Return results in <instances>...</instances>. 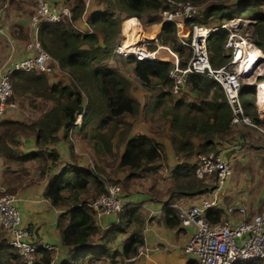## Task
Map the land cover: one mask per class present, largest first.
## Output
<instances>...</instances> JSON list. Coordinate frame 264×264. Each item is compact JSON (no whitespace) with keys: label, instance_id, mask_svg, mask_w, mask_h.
<instances>
[{"label":"trees","instance_id":"16d2710c","mask_svg":"<svg viewBox=\"0 0 264 264\" xmlns=\"http://www.w3.org/2000/svg\"><path fill=\"white\" fill-rule=\"evenodd\" d=\"M98 1L104 3V7L87 15L91 30L83 31L77 25L85 13V0H73L70 17L59 22L41 21L36 26V36L32 38L37 37L44 48L58 60L60 70L70 75V82L66 83L63 79L52 81L49 74L35 70L14 71L10 77L14 95L31 99L34 106L36 100L47 104L51 102V105L30 123L11 119L0 122V157L6 164V181H23V177L29 175L26 164L36 161L40 177H49L45 196L56 206H71L59 219L64 244L70 247L71 254L70 261L63 264H77L78 261L100 255L107 250L106 246L92 242V236L98 234L99 230L94 218L95 209L91 203L105 192L102 174H107L108 166L104 163L103 167L84 168L68 163L60 172L54 173L53 168L57 165L60 154L50 146L59 141L58 133L62 128H65V137L72 128L73 131L78 128L77 133L84 134L100 156L114 157L117 154L114 150L120 152L121 146H124L118 168L129 171L123 181L127 189L131 180L141 176H159L161 165L157 162L163 158L162 145L146 134L131 136L134 121L129 120V117H137L142 104L133 95L135 83L115 64L119 59L125 64L134 63L138 82L148 91L155 92L146 111L149 110L150 115L155 116L162 107L159 118L169 123V136L181 159L210 152L218 154L221 152L218 149L221 143L219 140L234 133L231 123L233 112L217 81L198 74L189 75L188 88L202 97L200 104L190 102L183 94L185 91L182 92V97L171 91L172 61L151 58L141 60L133 55H121L117 52L123 19L130 17L125 19L122 29L126 22L132 20L125 27L128 34L134 31L128 30L129 27L140 28L139 22L134 19H142L146 15L147 23H162L157 37L160 43L171 46L180 54L182 66L187 64L189 53H185L186 47L180 43L175 23L163 21L161 18L159 20L157 15L164 7L162 0ZM183 1L204 5L189 22L207 27L219 26L234 18L250 17L252 22L247 27L252 32L250 38L264 51V0ZM229 34L227 28H220L213 31L208 38V51L213 67H221L230 60V53L225 47ZM25 37L27 38L26 35ZM263 80L264 75L259 77L260 82ZM260 87L259 100L264 90V86ZM255 88V85L243 86L241 100L245 113L255 123L264 125V119L258 113L254 102ZM12 99L13 97L10 98L11 101ZM79 112L83 113V117L81 125L75 128ZM24 134L35 135L38 148L36 151L25 154L19 150V138ZM171 180L172 195L178 193L185 197L206 194L212 184L211 181L199 179L195 166L188 162H182L173 169ZM20 188L21 185L6 190L16 193ZM132 206V203L127 202L119 213L117 222L103 236L108 243L117 234L127 231L133 221L138 222L139 227H135L133 234L126 240L122 252L123 259L128 260L138 252L143 243L140 225L144 224V220ZM68 212L72 216L70 222H66ZM207 218L216 223L223 219V210L210 209ZM176 222L179 223L178 217ZM51 253L45 248L38 249L35 264H50L53 259ZM260 260L262 259L235 264L261 262ZM0 264H26L18 250L7 244L1 234Z\"/></svg>","mask_w":264,"mask_h":264},{"label":"crops","instance_id":"0c3cea01","mask_svg":"<svg viewBox=\"0 0 264 264\" xmlns=\"http://www.w3.org/2000/svg\"><path fill=\"white\" fill-rule=\"evenodd\" d=\"M48 1L51 2L52 5L69 8H72L73 2V0L71 3V0ZM103 7V3H95L93 0L85 11L84 16L77 22L78 27L83 29V31L91 30L87 23V15ZM33 11L32 5L28 0H0V66L7 62L13 65V63L30 54L28 44L30 43V39L36 36V30L31 22L32 15L35 12ZM154 26L157 27V34L154 38H157L161 31L162 23L154 24ZM132 29V27L128 28V30ZM135 29L137 28H134V30ZM188 29V24L180 26L181 33H185ZM18 34H22L23 36H18ZM165 51L164 49H160V54L166 58L165 61H171V55L168 52V54L165 53ZM117 64L120 70L137 85L136 92L134 91L133 95L138 98L142 104L137 117H133L131 120L134 121L131 136L146 134L162 145L163 158L157 162L161 165L159 169L160 178L158 176L156 178L151 177V182L148 183L146 189L132 190L126 192L125 195L127 197V202L132 203V207L138 210L144 220V224L140 225L143 243L138 248V252L130 260L123 259L122 252L125 242L133 234L135 227H139L138 222L136 223L133 221L127 231L117 234L110 242L106 243L103 236L111 226L117 222L119 215H97L95 211L94 218L99 232L95 236H92V242L95 245L106 246L107 250L100 255H93L91 258L88 257L84 261H78L77 264H198L196 257L188 255L185 252V245L193 232V228L180 226V220L178 224L176 222L177 217L179 219V210L176 206L177 203L179 200H189L191 197H185L178 193L172 195L170 192L173 185L171 180L173 169L182 162H188L194 165L197 155L189 159H181V157L177 155L169 136V123L159 118V111L162 110V107L157 110L155 116H151L149 110L146 111L150 99L154 97V92L148 91L138 82L134 73V63L125 64L118 61ZM57 73V76L51 78L52 81L63 79L66 83L70 82L69 75L61 70H57ZM247 85L249 84H246V86ZM251 85H255V83ZM183 94L187 101L198 104L202 101V97L197 95L196 92L191 91L188 87ZM182 95L179 97H182ZM256 95L257 88H255L253 96L255 97L254 102L257 106V111L261 115L263 111H260L261 109L258 106L259 99H256ZM49 105H51L50 102ZM82 117L83 115L75 128L81 125ZM23 118L24 117L18 111V107L9 108L4 115H0V122L4 119L25 121ZM232 129L234 133L224 139H220L219 142L221 143L218 145V149L221 150L218 154L233 165V177L229 178L225 186L221 189L222 203L228 205L233 200L240 199L247 206L250 215L258 214L264 210V184L259 181L261 178L256 176L253 178V176L248 173L243 177L244 180H242L240 176L235 177L234 174L238 172V169L235 168V164L240 163L238 161L243 157L246 166L250 167L249 171L253 173L254 169L251 167V162L255 161L258 163V172L260 176L262 175L260 169L261 164L264 163V133L247 125H232ZM77 131L78 128L73 131L72 135L69 134L71 137L69 135L65 137L66 131L65 128H62L58 133L60 138L59 141L50 146V148L54 147L57 149L60 154V159L53 168L54 173L57 171L60 172L68 163L87 168L89 166L86 160L92 161V156H94L95 159L100 157L102 160H105L106 156L98 155L94 148L91 147L86 136H84V134H78ZM75 133H77L78 140L71 143L70 139L72 140ZM19 139V150L22 153L29 154L38 149L34 134H24ZM123 151L124 146H121L120 152L115 149L114 152L117 154L112 157L114 161L113 165L115 166L106 167V171L111 170V172H113V177H115V173L120 178H123L122 172H125V174L129 173L127 169L118 168ZM90 156L91 159H89ZM81 160L85 162H79ZM32 162L36 161L28 162L26 166L28 167V164ZM28 170L30 173L38 170L36 171L37 177H35L33 181L29 179L27 183H23L24 185L22 188L15 193L18 198L17 207L22 215L23 225L33 232L34 237L40 243H49L57 246L56 251H51L55 254V262H59V264L68 262L71 258L69 251L70 247L64 244L59 228V219L62 214H66L67 211H69L71 206L54 205L45 196L48 175L46 178H41L40 169L33 164H31ZM5 171L6 164L0 157L2 181ZM252 178L255 183L253 186L250 185V180ZM166 179L170 180V183L166 185L161 184L166 181ZM29 181H31L32 184H29ZM208 188L209 191L206 194L212 191V184H210ZM71 218L72 216L68 212L66 222H70ZM260 261L261 262H249V264H264V260Z\"/></svg>","mask_w":264,"mask_h":264},{"label":"built area","instance_id":"2783aa9c","mask_svg":"<svg viewBox=\"0 0 264 264\" xmlns=\"http://www.w3.org/2000/svg\"><path fill=\"white\" fill-rule=\"evenodd\" d=\"M36 1V0H35ZM93 0H85L86 11ZM164 7L160 10L163 21H171L177 27L180 43L186 47L189 60L185 66L180 64V54L171 46L163 45L158 38L147 37L143 33L142 25L137 18L140 28L124 34L117 47L121 55H133L137 59L166 58L160 54V49L166 50L172 57L173 67L170 70L172 78V93L179 96L188 87L187 79L191 74H198L217 81L233 112L232 125H247L264 133V126L255 123L245 113L241 100V89L245 80L251 75L244 61L250 56L251 47L258 48L257 60L264 59V52L251 40L248 34H241L238 19L234 18L222 22L219 26L207 27L192 20L204 5H196L191 1L162 0ZM72 15L71 7L52 5L48 0H37V7L32 15V26L41 21L59 22ZM130 18V17H129ZM252 22L251 19H249ZM249 22V23H250ZM124 23V22H123ZM188 24L189 29L181 33L180 26ZM123 26V25H122ZM227 28L230 31L226 42V49L230 53V60L221 67H213L208 51V38L213 31ZM240 32V33H239ZM152 43L153 48H150ZM30 54L10 65L4 63L0 66V115H4L9 108L17 107V103L10 98L14 94L11 83V74L17 70L38 71L46 74L60 70L58 60L44 48L37 37L28 44ZM260 83H255L259 88ZM258 99V95H256ZM264 107V98L259 100L258 106ZM261 109V107H260ZM261 111V110H260ZM260 114V113H259ZM83 115L79 112L75 126ZM264 118V108L260 115ZM73 134V128L70 135ZM196 176L199 179L211 181L212 191L208 194L192 196L189 200H179L177 208L180 226L193 228V232L185 245V252L194 256L198 264H235L255 259L264 260V210L258 214L250 215L247 206L235 199L228 205L222 203L221 189L232 176L233 165L220 154L210 152L199 154L195 163ZM105 192L95 199L91 206L97 215H119L127 204L126 192L117 183L104 180ZM17 196L7 192L0 173V227L5 232L7 244L18 250L26 264H35L36 252L40 248L56 251L57 246L49 243H40L30 229L23 225L22 215L17 207ZM223 210V219L212 223L207 218L210 209ZM225 216V217H224ZM50 264H55L53 258Z\"/></svg>","mask_w":264,"mask_h":264},{"label":"rangeland","instance_id":"374dc122","mask_svg":"<svg viewBox=\"0 0 264 264\" xmlns=\"http://www.w3.org/2000/svg\"><path fill=\"white\" fill-rule=\"evenodd\" d=\"M28 2L32 5V9L35 11V9H36V7H37V2L35 1V0H28ZM72 2V0L70 1V3ZM95 3L96 2H99L98 0H95L94 1ZM73 3V2H72ZM101 3V2H100ZM104 4V3H103ZM35 6V7H34ZM33 11V12H34ZM158 15V17H159V20H160V18H161V15H160V13L159 14H157ZM127 18V17H126ZM126 18H124L123 19V22L125 21V19ZM139 19V18H138ZM148 19V16H146V15H144L143 17H142V19H139V22L141 23V25H142V29H143V33H144V35L145 36H147V37H151V36H155L156 34H157V27L156 26H154V24H149V23H147L146 22V20ZM162 19V18H161ZM243 19V18H242ZM249 19H251L250 17H248V16H246V18H244V20H237V21H240L239 22V24H238V26H239V28L241 29V34H248V36L250 37L251 35H252V32L250 31V29H247V27H248V24H249V22H250V20ZM123 22H122V25H123ZM155 24H158V23H155ZM122 28H123V26L121 27V31H122ZM240 33V32H239ZM122 34V32H120V35ZM121 37H122V35H121ZM30 41H31V39H30ZM152 47H154V46H152V43H151V45H150V48H152ZM165 53H167V51H165ZM185 53L187 54V50L185 51ZM168 54V53H167ZM0 59H1V56H0ZM119 62H121V63H124V61L122 60V59H119L118 60ZM115 64H117V63H115ZM118 65V64H117ZM66 73V72H65ZM67 75H69L68 73H66ZM248 74L249 75H251V77L249 78V79H246L245 80V86H246V84H249V85H251V84H254V83H260V81H259V77H261V76H263L264 75V59H262L261 61L260 60H258L257 61V63L254 65V67H252L251 68V70L248 72ZM58 75V73H57V71H55L54 73H51V74H49V76L52 78V77H54V76H57ZM70 76V75H69ZM249 85H247V86H249ZM263 85H264V83H263ZM262 85V86H263ZM261 86V87H262ZM260 87V88H261ZM136 89H137V85H136ZM135 89V90H136ZM143 89V88H142ZM136 92V91H135ZM154 92V91H153ZM154 94H155V92H154ZM13 99H12V101H14V102H16L17 103V107H18V111L20 112V114L24 117L23 119L25 120V122H27V123H30V122H32V121H35L37 118H39V116L42 114V112L45 110V109H47V106L49 105V104H47L46 102H44V101H42V100H36L35 102H34V104L36 105V106H34L33 104H31V99H29V98H25V97H20V96H16V95H14L13 94ZM11 97V98H12ZM51 103V102H50ZM132 118L133 117H129V120H132ZM136 118V117H135ZM70 139V138H69ZM76 140H78V137H77V133H75L74 135H73V138H72V140H70L71 141V143L72 142H76ZM80 143V142H79ZM80 147H81V144H80ZM82 148V147H81ZM92 156V155H91ZM91 156H90V158L89 159H91ZM236 157V156H235ZM237 158V157H236ZM239 158H240V155H239ZM113 158L112 157H106L105 158V160H102V158H96L95 159V157L94 156H92V161H89L88 159L86 160V163L88 164V166L89 167H91V168H96V167H103V164H104V162L107 164V166H109V167H114L115 165H113V160H112ZM235 159V158H234ZM102 160V161H101ZM238 161V160H237ZM79 162H85V161H79ZM233 162H234V160H233ZM238 162H240V163H236L235 164V168H237L238 169V172L237 173H235L234 174V176L235 177H237V176H240L241 177V179L242 180H244L243 179V177L245 176V175H247L248 173H250V175L251 176H253V178H254V176H256V177H260L261 179H259V181H261V182H263L262 184H264V163H262L261 164V171H262V175L260 176V174H259V172H258V167H257V164L258 163H256L255 161H252L251 162V167L254 169V171H253V173H252V171H249V168L250 167H248V166H246V162L243 160V157H241V159H239V161ZM31 164H33V165H35L38 169H39V167H38V163L37 162H32ZM31 164L29 163L28 164V169L31 167ZM113 165V166H112ZM29 171V170H28ZM36 171H38V170H35V171H33L32 173H30L29 172V175H27V176H25V177H23V181H21V182H9V181H6V177H5V175H4V177H3V182H4V184H5V186H6V188L8 189L9 187H19L20 185H21V187L24 185L23 183H27V181L30 179V180H35V177H37V175H36ZM116 172V171H115ZM39 173V172H38ZM140 173V172H139ZM239 173V174H238ZM108 174V175H107ZM107 174H102L103 176H102V178L104 179V180H107V181H109V182H113L112 180H118V182H116V183H118L123 189H124V191L125 192H130V191H132V190H137V189H146V187H147V185H148V183H150L151 182V177H149V176H141V177H139V178H136V179H134V180H131L130 182H129V184H130V186H129V189H127L125 186H124V184H123V181L125 180V175H127L128 173H126L125 174V172H122V175H123V178H120V177H118L117 175H116V173H115V177H113L112 176V174H113V172H111V170L110 171H107ZM47 177V176H46ZM159 178H160V176H158ZM233 176H231L230 178H232ZM251 179L250 180V185L251 186H253L255 183H254V179ZM38 179V178H37ZM36 179V180H37ZM48 179H49V177H48ZM29 182H31V181H29ZM28 182V183H29ZM8 183H9V185H8ZM170 183V180H168V179H166V181H164L163 183H161V184H163V185H166V184H169ZM7 184V185H6ZM18 190H20V189H18ZM17 190V191H18ZM9 193H13V194H15L14 192H10V191H8ZM0 234H1V236L3 237V239H5L6 240V238H5V232L1 229V227H0ZM51 255H53V258H55L54 256H55V254L54 253H51ZM59 264V262H55V264Z\"/></svg>","mask_w":264,"mask_h":264},{"label":"bare ground","instance_id":"6f19581e","mask_svg":"<svg viewBox=\"0 0 264 264\" xmlns=\"http://www.w3.org/2000/svg\"><path fill=\"white\" fill-rule=\"evenodd\" d=\"M134 20H137V19H134ZM132 20H129L128 22H126L125 26H124V29H123V32L124 34H127L126 31H125V27L127 25V23L131 22ZM138 21V20H137ZM134 30V28H133ZM258 48H254V47H251V49H249L248 51L250 52V56H248V54H246V59L244 61V64H243V67L247 66V71L258 61L257 60V53H258ZM264 81L260 82V84H262ZM260 87V86H259ZM263 87V86H262ZM259 89V88H258ZM261 89H259L258 91H260ZM263 93H264V90L263 92L261 93V98H264L263 97ZM258 95V93H257ZM259 99V98H258ZM261 111H263V106L261 105Z\"/></svg>","mask_w":264,"mask_h":264},{"label":"clouds","instance_id":"9594fccd","mask_svg":"<svg viewBox=\"0 0 264 264\" xmlns=\"http://www.w3.org/2000/svg\"><path fill=\"white\" fill-rule=\"evenodd\" d=\"M131 17H133V16H131ZM129 18V17H128ZM138 18V17H137ZM258 46V45H257ZM259 47V46H258ZM153 48V47H152ZM260 48V47H259ZM261 49V48H260ZM262 50V49H261ZM263 51V50H262ZM264 52V51H263ZM157 59V58H156ZM165 61V60H164Z\"/></svg>","mask_w":264,"mask_h":264}]
</instances>
